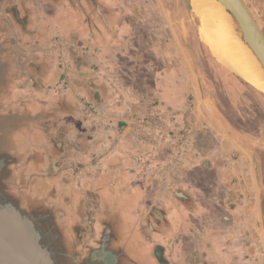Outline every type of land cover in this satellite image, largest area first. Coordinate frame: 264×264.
Wrapping results in <instances>:
<instances>
[{
    "label": "crops",
    "instance_id": "0c3cea01",
    "mask_svg": "<svg viewBox=\"0 0 264 264\" xmlns=\"http://www.w3.org/2000/svg\"><path fill=\"white\" fill-rule=\"evenodd\" d=\"M39 3L20 7L23 25L5 34L14 36L9 84L0 87V100L15 104L3 116L15 147L8 184H21L27 169L28 188L65 211L70 224L94 228L101 211L116 216L118 237L145 264H156L157 246L165 264H264L256 169L229 151V135L211 113L192 118L191 128L184 123L192 74L178 59L176 33L168 38L155 23L162 1ZM238 166L252 179L249 190L234 182ZM194 188L196 208L188 198ZM127 197L138 204L127 205L129 217L122 212Z\"/></svg>",
    "mask_w": 264,
    "mask_h": 264
},
{
    "label": "rangeland",
    "instance_id": "374dc122",
    "mask_svg": "<svg viewBox=\"0 0 264 264\" xmlns=\"http://www.w3.org/2000/svg\"><path fill=\"white\" fill-rule=\"evenodd\" d=\"M161 1L162 13L163 11L164 13L161 17H155V23L159 25L158 28L164 29L167 32H165V35L168 38L172 35V31L176 33V38L173 40L175 43L173 45L177 46L180 51L178 53V59H182L185 73H191L193 75L190 76L192 77L190 80L192 82L185 83V91L189 92L187 102L190 103V106H188L187 110H184V113L186 112L184 114V123H187L191 128L192 124L190 121L192 118L197 120L207 119V112L211 113L216 123L219 126L222 124L225 132L229 135L228 140H226L227 145L230 146L228 147L229 151L236 149L234 151H237L240 155L235 158L242 160L243 163L247 162L246 166L250 169L254 165L256 169V183L261 188L264 202V93L255 89L246 79L220 61L216 51L212 47L213 34L210 33L208 28L206 29L208 33H204L203 29L205 27L203 26V22L205 21V16L199 9L195 8L189 11L183 0ZM245 1L264 32V0ZM152 24L154 25V22ZM231 32L234 33L232 30ZM205 34H209L207 35L209 36V40ZM167 42L169 43V41ZM187 63L190 65V70L187 68ZM186 70L188 71L186 72ZM193 94L196 97L192 96ZM1 95L2 89L0 88V98ZM13 104L10 105V103L0 100V162H5V174L11 172L13 167L15 168V166H11L13 160L11 159V153H15V147H13L10 140V130L13 127H7L3 119L5 110H9V106L14 108L12 107ZM183 131L186 133L187 130L185 129ZM197 136L202 138V135ZM16 139L19 145L21 143L19 141L20 138L17 137ZM22 139L25 140L24 137ZM206 143L207 140L205 142L203 139L200 142V149L205 154L208 146V143L206 147L204 146ZM238 146H240L241 150H239ZM243 149L245 153H243ZM229 155H232V153L229 152ZM23 165L25 167V163ZM243 166L245 165L243 164ZM243 168H241L240 172L238 166L239 170L236 171H238L239 179L237 176H234V182H238L241 189L245 190L247 186L249 190L252 179L243 173ZM23 172L24 174H28L27 169ZM23 172H21L22 177L20 176L22 178L21 184L17 186H13L12 183L11 185L7 183L9 180L8 175L4 177V192L13 198L18 194L22 199H26L25 201H30L28 206L29 208H34H30L32 211H35V202L41 203L44 206L38 205V207L41 209L45 208L43 210L44 213H48V207L52 205L50 202L48 203V199L43 200L41 194L34 193L28 188L29 186L27 184L31 185V182L30 180L26 182V178H23ZM234 173L236 174V172ZM231 178V176L228 177V180H232ZM41 187L49 191L47 190L48 186L41 185ZM14 190L16 193H14ZM195 191L196 189L194 188L191 191L192 194H189V196L187 194L190 199L189 202L191 205L193 204L194 208L197 207L193 200ZM127 201V204L123 203L122 212L125 217H129L133 210L127 208L128 204H130L129 206H138L134 197L133 199L127 197ZM180 215L182 217L181 219H183L184 212Z\"/></svg>",
    "mask_w": 264,
    "mask_h": 264
},
{
    "label": "flooded vegetation",
    "instance_id": "af4514ba",
    "mask_svg": "<svg viewBox=\"0 0 264 264\" xmlns=\"http://www.w3.org/2000/svg\"><path fill=\"white\" fill-rule=\"evenodd\" d=\"M39 1L0 0L1 87L9 84L6 80L9 75L7 61L11 55L9 56L7 46H13L12 41L14 40L12 34L8 37L5 34L7 32L13 33L15 24L23 25L19 17L20 7L23 8L24 5L27 10L29 8L34 9L35 2L39 3ZM39 4L45 5L42 2ZM63 42L64 39L62 41L61 38L56 40L60 46L62 45L60 43ZM169 58L170 61L176 60L174 55H169ZM27 84V87L35 93L34 81L28 80ZM4 166L5 162H0V208L17 210L21 214L27 224L30 239L33 242L37 241L41 248L50 254L54 264H145L146 259L144 257L133 258L128 249L131 244L118 237L116 233L118 218L116 216H110L101 211L104 216L99 218V224L94 228H89L76 223L70 224L71 220L67 219L65 211L58 209L55 205L49 207L48 213L45 214L43 211L45 208L38 207V205H43L35 202V211H32L30 208H34L28 206L30 201H25L26 199H22L18 194L13 198L4 192V177L7 175L4 172ZM150 216L152 223L158 224L161 221V214L157 209L153 208ZM153 228L152 225L148 227L150 231H153ZM146 242L151 243L150 238L146 237ZM152 256L156 264H165V258L158 246L157 250L153 251Z\"/></svg>",
    "mask_w": 264,
    "mask_h": 264
},
{
    "label": "water",
    "instance_id": "95a60500",
    "mask_svg": "<svg viewBox=\"0 0 264 264\" xmlns=\"http://www.w3.org/2000/svg\"><path fill=\"white\" fill-rule=\"evenodd\" d=\"M192 11V0H183ZM231 16V28L257 58L264 72V32L245 0H217ZM0 264H54L50 254L29 237L17 210L0 208Z\"/></svg>",
    "mask_w": 264,
    "mask_h": 264
},
{
    "label": "bare ground",
    "instance_id": "6f19581e",
    "mask_svg": "<svg viewBox=\"0 0 264 264\" xmlns=\"http://www.w3.org/2000/svg\"><path fill=\"white\" fill-rule=\"evenodd\" d=\"M195 8L205 16L203 30L208 33V28L213 34L212 47L220 61L264 92V72L261 65L250 49L231 32V16L225 7L217 0H192V9ZM207 38L209 40V36Z\"/></svg>",
    "mask_w": 264,
    "mask_h": 264
}]
</instances>
